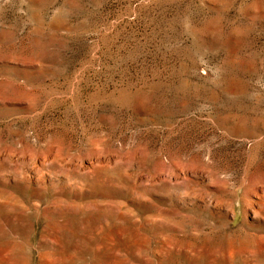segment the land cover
<instances>
[{
	"label": "rangeland",
	"instance_id": "1",
	"mask_svg": "<svg viewBox=\"0 0 264 264\" xmlns=\"http://www.w3.org/2000/svg\"><path fill=\"white\" fill-rule=\"evenodd\" d=\"M0 264H264V0H0Z\"/></svg>",
	"mask_w": 264,
	"mask_h": 264
}]
</instances>
